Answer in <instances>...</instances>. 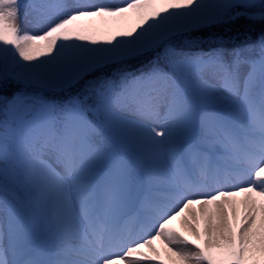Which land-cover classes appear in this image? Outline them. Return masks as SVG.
<instances>
[{
    "label": "snow or ice",
    "instance_id": "obj_1",
    "mask_svg": "<svg viewBox=\"0 0 264 264\" xmlns=\"http://www.w3.org/2000/svg\"><path fill=\"white\" fill-rule=\"evenodd\" d=\"M242 18L264 0H0V264H264V36L181 47Z\"/></svg>",
    "mask_w": 264,
    "mask_h": 264
},
{
    "label": "trees",
    "instance_id": "obj_2",
    "mask_svg": "<svg viewBox=\"0 0 264 264\" xmlns=\"http://www.w3.org/2000/svg\"><path fill=\"white\" fill-rule=\"evenodd\" d=\"M262 36H264V22H250L242 18L230 25H218L195 31L190 35L192 42L186 45L181 44V47L193 54L197 52H207L216 47H223L226 51L230 52L235 47L245 46L250 42L258 41ZM134 63L138 65L140 62L137 61ZM116 67L117 66H111L104 73L97 72L92 76L86 77L85 81H82L81 84L77 86V89L73 91H82L87 81L93 80L97 76H110ZM33 92L36 91L31 89L24 90L26 94ZM8 94L10 95L11 92ZM44 94L50 99L54 98V94L52 93ZM55 98L59 99V94H55ZM128 179L130 181L136 179V167L133 163L128 164Z\"/></svg>",
    "mask_w": 264,
    "mask_h": 264
},
{
    "label": "rangeland",
    "instance_id": "obj_3",
    "mask_svg": "<svg viewBox=\"0 0 264 264\" xmlns=\"http://www.w3.org/2000/svg\"><path fill=\"white\" fill-rule=\"evenodd\" d=\"M113 2L119 3L120 0H113ZM20 26L24 27L25 29H27L29 31H37L38 30L34 26V24L30 21V19L27 20V21L23 19V13H21ZM255 91L257 93L259 92L258 85H257ZM23 92H24V90H23ZM26 95L29 96V97L36 96V95H42L45 100H52L49 97H47L44 93H39V92H33V93L26 94ZM216 110H218V106H216L214 104H209L207 109H206V112L210 115L213 112H215ZM126 114L129 115L130 117L133 115L132 113H126ZM203 115H204V113H200L199 117H203ZM209 126H211V121H209ZM129 163H133V164H135L137 166L136 177H137V173L138 172L141 175H145V176L147 175V170L145 168V165L141 161H138L135 156L131 155L130 153L125 154L123 151L117 153L114 156L112 167L109 169V171L110 172H115L117 167L120 166V165H123L124 167H126L127 171H128V164Z\"/></svg>",
    "mask_w": 264,
    "mask_h": 264
},
{
    "label": "bare ground",
    "instance_id": "obj_4",
    "mask_svg": "<svg viewBox=\"0 0 264 264\" xmlns=\"http://www.w3.org/2000/svg\"><path fill=\"white\" fill-rule=\"evenodd\" d=\"M24 28V27H23ZM147 170V169H146ZM148 171V170H147ZM174 226H179V221H177V222H175V225ZM47 258H54V257H51V256H49V257H47Z\"/></svg>",
    "mask_w": 264,
    "mask_h": 264
}]
</instances>
